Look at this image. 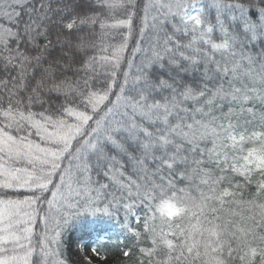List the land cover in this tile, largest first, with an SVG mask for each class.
Segmentation results:
<instances>
[{"label":"snow or ice","instance_id":"6c2138e0","mask_svg":"<svg viewBox=\"0 0 264 264\" xmlns=\"http://www.w3.org/2000/svg\"><path fill=\"white\" fill-rule=\"evenodd\" d=\"M98 213L136 264H264V0H0V264Z\"/></svg>","mask_w":264,"mask_h":264},{"label":"trees","instance_id":"16d2710c","mask_svg":"<svg viewBox=\"0 0 264 264\" xmlns=\"http://www.w3.org/2000/svg\"><path fill=\"white\" fill-rule=\"evenodd\" d=\"M144 214L141 211L142 218ZM126 235L117 217L103 213L95 216L83 214L73 221L65 237V255L70 264H136L135 255L127 258L123 255V251L132 245L131 238H126ZM93 246L97 249L96 253L92 251Z\"/></svg>","mask_w":264,"mask_h":264}]
</instances>
